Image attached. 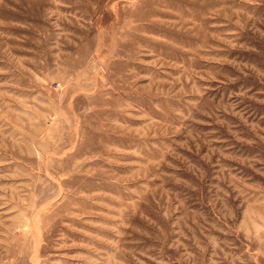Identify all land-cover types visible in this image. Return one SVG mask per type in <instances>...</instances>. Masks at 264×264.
<instances>
[{
    "label": "rangeland",
    "instance_id": "1",
    "mask_svg": "<svg viewBox=\"0 0 264 264\" xmlns=\"http://www.w3.org/2000/svg\"><path fill=\"white\" fill-rule=\"evenodd\" d=\"M0 264H264V0H0Z\"/></svg>",
    "mask_w": 264,
    "mask_h": 264
}]
</instances>
